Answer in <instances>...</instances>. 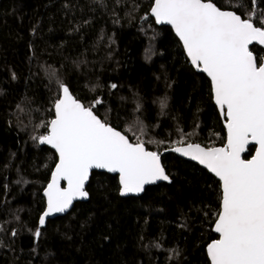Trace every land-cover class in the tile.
Here are the masks:
<instances>
[{
  "label": "trees",
  "instance_id": "16d2710c",
  "mask_svg": "<svg viewBox=\"0 0 264 264\" xmlns=\"http://www.w3.org/2000/svg\"><path fill=\"white\" fill-rule=\"evenodd\" d=\"M153 1L0 0V264H211L221 183L173 152L162 156L170 183L122 197L117 175L94 171L89 200L39 225L58 156L32 137L46 134L61 83L86 106L102 100L96 114L153 151L225 144L210 79L157 25ZM213 2L243 17L253 9Z\"/></svg>",
  "mask_w": 264,
  "mask_h": 264
},
{
  "label": "snow or ice",
  "instance_id": "6c2138e0",
  "mask_svg": "<svg viewBox=\"0 0 264 264\" xmlns=\"http://www.w3.org/2000/svg\"><path fill=\"white\" fill-rule=\"evenodd\" d=\"M249 2L253 9L243 18L213 0H154L150 10L158 23L174 26L191 64L210 77L215 103L226 121L224 146L188 143L172 149L198 161L222 182L215 221L220 238L208 245L212 264H264V55H254L249 47L254 42L264 46V9L255 7L257 0ZM243 6L241 0L238 7ZM60 88L46 134L32 137L58 153L40 226L47 217L66 212L74 200L88 198L85 185L94 169L118 173L121 195L169 180L161 153L148 150L142 139L130 142L95 114L102 100L85 106L66 84ZM161 104L166 106L165 101ZM250 144L258 145L255 154L243 159ZM62 180L67 187L60 186ZM40 235L38 227L35 236Z\"/></svg>",
  "mask_w": 264,
  "mask_h": 264
},
{
  "label": "water",
  "instance_id": "95a60500",
  "mask_svg": "<svg viewBox=\"0 0 264 264\" xmlns=\"http://www.w3.org/2000/svg\"><path fill=\"white\" fill-rule=\"evenodd\" d=\"M216 4V3H215ZM217 5V4H216ZM154 6V1H153V4H152V7ZM151 7V8H152ZM217 7H219L218 5H217ZM222 9V8H221ZM151 10V9H150ZM222 10H230V9H222ZM150 13H151V11H150ZM238 14V13H237ZM152 15V14H151ZM242 16V15H241ZM152 17L155 19V17L152 15ZM242 18H243V16H242ZM156 21V20H155ZM156 23H157V25H159V26H168V27H170V28H172L173 29V31H174V33L176 34V36L179 38V36L177 35V33L175 32V28H174V26H172V25H170V24H161V23H158L157 21H156ZM180 39V38H179ZM181 41V40H180ZM181 43H182V41H181ZM183 45V44H182ZM253 45H258V44H256L255 42H254V44ZM253 45H250L249 47H250V50L251 51H253L252 49H251V47L253 46ZM258 46H260L261 48H263L264 49V46H261V45H258ZM185 50V49H184ZM185 53H186V50H185ZM253 53H254V55H256V53L253 51ZM186 55H187V53H186ZM189 58V57H188ZM189 60H190V58H189ZM197 71H199V72H202V70H200V69H197L196 67H194ZM202 73H204V72H202ZM206 76H207V74L206 73H204ZM208 77V76H207ZM209 79H210V77H208ZM210 81H211V79H210ZM212 84V83H211ZM69 90H70V88H69ZM213 90V89H212ZM70 93L73 95V97H75L76 98V96L72 93V91L70 90ZM61 95H62V92H61ZM213 98H214V95H213ZM77 99V98H76ZM79 100V99H78ZM81 103H83L81 100H79ZM214 102H215V99H214ZM84 104V103H83ZM216 104V103H215ZM85 105V104H84ZM86 106V105H85ZM217 107H218V105H216ZM218 110H219V107H218ZM95 112V111H94ZM219 112H220V110H219ZM95 114H96V112H95ZM220 114H221V116H222V119H223V122H224V126H225V128H226V121H225V117L223 116V114L220 112ZM97 115V114H96ZM99 116V115H98ZM100 117V116H99ZM101 118V117H100ZM102 119V118H101ZM114 127V126H113ZM118 131H121V130H119V129H117ZM122 132V134H124V135H126L123 131H121ZM226 133H227V129H226ZM129 138V137H128ZM129 140H130V142H132L131 141V139L129 138ZM226 141H227V137H226ZM226 143V142H225ZM193 144H200V143H196V142H193ZM42 145H46V146H48V147H50L52 150H54L55 151V153L57 154V156H58V153H57V151L51 146V145H47V144H42ZM187 144H182V145H178V146H186ZM202 147H206V146H204V145H202V144H200ZM146 146V145H145ZM178 146H174V147H171V148H167V149H165V150H163L162 152H161V155H160V163H161V165L164 167V169H165V173L167 174V171H166V168H165V166H164V164H163V160H162V156L164 155V154H166V153H169V152H173V153H175L176 155H178L179 157H181V158H184V159H187V160H190V161H193V162H195V163H197V164H199V162L198 161H194V160H192L190 157H185V156H183L181 153H176V152H174V151H172V149L173 148H175V147H178ZM222 146H224V144L223 145H219V146H214V147H222ZM253 145H249L248 147H247V149H246V151L244 152V153H242V158L243 159H251V157L255 154V151H256V148L258 147V145H256V146H254L255 147V151H254V153H253V155L250 157V158H245V155L246 154H248L249 153V149H250V147H252ZM146 148L148 149V147L146 146ZM148 150H150V151H153V150H151V149H148ZM57 163H58V161H57ZM200 166H202L203 168H205V169H207L204 165H201V164H199ZM56 166V165H55ZM54 170H55V167H54ZM54 170H53V172H54ZM213 176H215V174L214 173H212L209 169H207ZM94 171H99V172H105V173H108V174H112V175H117L118 177H119V174L118 173H110V172H108L107 170H104V169H94L91 173H90V176H89V180H88V182L86 183V185H85V190L88 192V190H87V187H88V184H89V182H90V179H91V176H92V173L94 172ZM52 172V173H53ZM168 175V174H167ZM169 176V175H168ZM51 177H52V175H51ZM219 181H220V179H219V177H217V176H215ZM50 181H51V178H50ZM50 181H49V183H50ZM119 181H120V178H119ZM160 182H168V183H170L171 182V177L169 176V180L168 181H157V182H155L154 184H147V185H145V187H144V191L143 192H141V193H130V194H127V195H121V185H120V195L122 196V197H130V196H140V195H142L144 192H145V190H146V188L148 187V186H152V185H156V184H158V183H160ZM48 183V184H49ZM220 183H221V186H222V182L220 181ZM47 184V185H48ZM60 186L63 188V187H67V182L66 181H61L60 182ZM47 187V186H46ZM46 187H45V189L43 190V196L45 197V200L47 201V197H46V194H45V190H46ZM89 193V192H88ZM89 198H90V195L88 196V198H86V199H77V200H74L73 201V205H72V207H70L66 212H64V213H55V214H53V215H51V216H49V217H47L46 218V222H45V224L43 225V226H46L47 225V223H48V221L50 220V219H54V218H56V217H59V216H64V215H67L69 212H71L72 211V209L74 208V206H75V204L76 203H78V202H85V201H87V200H89ZM46 210V207H45V209H44V211ZM43 211V212H44ZM43 214V213H42ZM213 231H214V233L218 236V238H216V239H214V240H217V239H219L220 238V234L219 233H217L216 231H215V223H214V226H213ZM214 240H212V241H214ZM211 241V242H212ZM210 242V243H211ZM209 243V244H210ZM208 244V245H209ZM208 245H207V247H206V251H207V254H208V257H209V260H210V263L212 264V262H211V257H210V255H209V253H208Z\"/></svg>",
  "mask_w": 264,
  "mask_h": 264
}]
</instances>
